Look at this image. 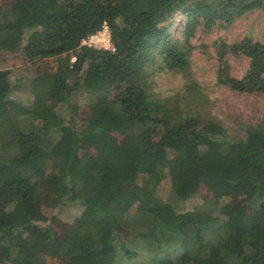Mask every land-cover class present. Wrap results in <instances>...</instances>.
Returning <instances> with one entry per match:
<instances>
[{
  "label": "trees",
  "instance_id": "obj_1",
  "mask_svg": "<svg viewBox=\"0 0 264 264\" xmlns=\"http://www.w3.org/2000/svg\"><path fill=\"white\" fill-rule=\"evenodd\" d=\"M261 8L264 0L0 4V50L19 48L30 63L57 59L54 71L30 80V104L13 111L9 70L0 69V264H45L39 250L57 238L37 211L47 170L64 188L59 205L73 198L82 208L60 236L71 255L64 264H264V114L230 138L204 112L207 96L190 68L199 29ZM104 24L113 51L81 43ZM215 49L217 85L264 95V42L245 36ZM227 54L248 58L241 78L229 75ZM167 74L186 82L160 95L156 80ZM77 89L94 97L79 129L58 111ZM201 186L216 202L180 209ZM232 194L243 197L232 204Z\"/></svg>",
  "mask_w": 264,
  "mask_h": 264
},
{
  "label": "rangeland",
  "instance_id": "obj_2",
  "mask_svg": "<svg viewBox=\"0 0 264 264\" xmlns=\"http://www.w3.org/2000/svg\"><path fill=\"white\" fill-rule=\"evenodd\" d=\"M14 1L0 0V4L4 9H7ZM245 36H252L253 39L264 42V8L247 12L228 25H213L206 32H201L199 29L192 39L194 48L190 56V68L193 79L204 88L202 93L207 96V103L203 110L215 117L226 128L230 138L242 135L240 124L258 122L264 114V95L234 93L227 87L216 83L218 55L215 52V44L219 41L228 44ZM226 58L229 75L241 78L248 68V58L243 55L234 56L231 54H227ZM56 66L57 59L55 57L30 63L23 59L19 48L13 52L0 50V69L9 70L10 80L13 84L11 102L7 105L9 111H13L18 104L29 105L33 98L30 80L34 76L54 71ZM185 82L186 79L180 74H167L156 80L158 87L155 88V91L160 92V95L168 94L177 91ZM111 94L113 95V92ZM93 99L94 97L86 91L77 89L69 101L58 111L65 117L72 116L79 129L83 125V121L90 116V104ZM111 138L120 144H124L126 141L122 135L117 133L112 134ZM79 143L83 152L93 154V148L83 139H80ZM167 183L166 181L162 182L161 189L167 187ZM40 190L41 199L37 205V211L46 216L48 225L57 234V238L55 237L53 242L40 248L41 258L45 264L68 263L71 261V255L62 250L60 236L73 224L82 208L73 203V198L68 201L67 205H59L60 198L64 196V188L58 180L53 178L50 170H47L42 177ZM242 197L241 194H232L229 201L235 204L241 201ZM214 202L216 201L211 192L201 186L195 196L178 202V206L182 210H193L198 205L214 204ZM222 203L218 202L217 206L220 207ZM243 206L246 212L252 211L247 204L243 203ZM120 232L123 234V240L127 241L129 238L124 236L128 234V230L121 227ZM138 261L136 260V264H147L138 263ZM125 262L121 261V264H127Z\"/></svg>",
  "mask_w": 264,
  "mask_h": 264
},
{
  "label": "built area",
  "instance_id": "obj_3",
  "mask_svg": "<svg viewBox=\"0 0 264 264\" xmlns=\"http://www.w3.org/2000/svg\"><path fill=\"white\" fill-rule=\"evenodd\" d=\"M81 43L98 49L114 50L113 44L110 40V30L106 24H104L100 30L82 40ZM74 60L75 57H72L71 61Z\"/></svg>",
  "mask_w": 264,
  "mask_h": 264
}]
</instances>
